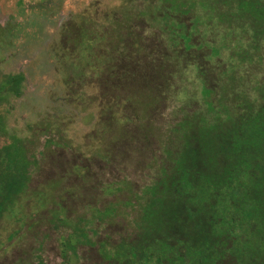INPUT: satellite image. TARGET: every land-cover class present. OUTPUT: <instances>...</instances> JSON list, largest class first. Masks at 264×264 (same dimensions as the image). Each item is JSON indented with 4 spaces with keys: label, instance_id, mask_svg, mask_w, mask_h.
Masks as SVG:
<instances>
[{
    "label": "rangeland",
    "instance_id": "obj_1",
    "mask_svg": "<svg viewBox=\"0 0 264 264\" xmlns=\"http://www.w3.org/2000/svg\"><path fill=\"white\" fill-rule=\"evenodd\" d=\"M126 3L136 0H0V81L25 77L2 113L30 162L0 220V264H108L100 244L138 238L145 188L179 146L173 129L203 107L182 47L169 60V35L135 10L124 25ZM217 60L202 62L215 81Z\"/></svg>",
    "mask_w": 264,
    "mask_h": 264
},
{
    "label": "trees",
    "instance_id": "obj_2",
    "mask_svg": "<svg viewBox=\"0 0 264 264\" xmlns=\"http://www.w3.org/2000/svg\"><path fill=\"white\" fill-rule=\"evenodd\" d=\"M126 6L120 8L124 25L131 26L135 10L169 35V60L177 63L182 47V60L198 72L203 107L173 129L179 146L165 150L169 167L161 166L160 179L145 188L142 232L116 245L102 242L103 260L264 264V0H136L134 8ZM197 52L204 53L201 59ZM216 60L223 66L217 81L202 64ZM24 79L18 73L0 81V220L30 183L25 144L8 134L2 113L9 96H21Z\"/></svg>",
    "mask_w": 264,
    "mask_h": 264
}]
</instances>
